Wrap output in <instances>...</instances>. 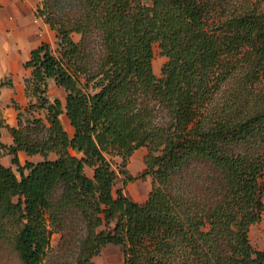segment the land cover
<instances>
[{
    "label": "trees",
    "instance_id": "16d2710c",
    "mask_svg": "<svg viewBox=\"0 0 264 264\" xmlns=\"http://www.w3.org/2000/svg\"><path fill=\"white\" fill-rule=\"evenodd\" d=\"M212 8L209 0H44L37 8L58 40V55L43 42L25 64L46 122L11 127L6 145L0 112V235L12 233L23 264L47 255L46 213L64 243L82 223L79 264L108 244L123 246V264H179L182 255L183 264H264L250 240L264 213V94L250 95L264 76V12L211 20ZM155 44L167 58L161 77ZM242 72L218 106V91ZM48 79L65 103L47 97ZM141 147L154 180L143 203L114 189L106 156L126 162ZM5 148L20 177L1 162ZM20 152L44 159L22 165ZM195 162L199 177H188Z\"/></svg>",
    "mask_w": 264,
    "mask_h": 264
},
{
    "label": "rangeland",
    "instance_id": "374dc122",
    "mask_svg": "<svg viewBox=\"0 0 264 264\" xmlns=\"http://www.w3.org/2000/svg\"><path fill=\"white\" fill-rule=\"evenodd\" d=\"M44 0H0V82L6 85L0 89V112L5 120V127L2 129V141L6 145L13 142L10 132L11 127L32 129V121L42 119L46 122V110L40 109V104L28 85L31 77V69L25 66L30 59L31 51L43 42L51 45L54 52L58 55V40L56 32L53 31L45 20L36 15L37 8L42 6ZM213 4L211 20L224 19L233 12H239L244 8L264 12V0H209ZM76 41L81 36L73 34ZM97 59V58H96ZM166 56L161 53L158 44L154 47L153 65L155 73L161 77V71ZM94 64V62H93ZM94 67V66H93ZM243 72L236 74L234 80L231 79L223 85L215 97L214 102L221 106L224 99L230 98L229 91H233L240 82ZM251 87V86H249ZM264 94V76H261L251 87V96ZM47 97L53 101L59 98L65 103L66 92L59 87L54 79H48ZM61 121L64 128L72 136L74 129L70 120L63 113ZM78 154V151H71ZM148 154L146 147L136 150L133 155L123 162L121 154L111 153L106 156L111 160L113 168L116 170L118 179L114 189H123L124 194L133 201L145 202L153 188L154 180L151 174H144L147 168L145 159ZM57 155L50 153L48 158L55 159ZM22 165L26 161L35 163L44 159L41 154L29 156L25 152L19 153ZM12 155L5 148L1 162L5 166H10L20 177L17 166L11 162ZM126 172V174H125ZM28 173V170L25 171ZM87 173L92 176L91 169ZM132 175L133 179L127 178ZM188 177H199V163L195 162L188 172ZM46 224L52 230L50 244L47 247V255L41 264H79L78 254L81 247L82 223L76 220V237L66 243L63 242L62 232L52 225L50 216L45 214ZM71 225V223H70ZM7 228V227H6ZM250 240L258 250H264V213L260 222L252 225L250 230ZM181 254H184L183 252ZM184 256L176 258L178 263L183 264ZM125 261L124 248L121 245L108 244L104 246L100 253L94 256L86 264H123ZM0 264H23L18 252L15 249L12 233L8 237L0 235Z\"/></svg>",
    "mask_w": 264,
    "mask_h": 264
},
{
    "label": "water",
    "instance_id": "95a60500",
    "mask_svg": "<svg viewBox=\"0 0 264 264\" xmlns=\"http://www.w3.org/2000/svg\"><path fill=\"white\" fill-rule=\"evenodd\" d=\"M77 151H79V149H77Z\"/></svg>",
    "mask_w": 264,
    "mask_h": 264
}]
</instances>
